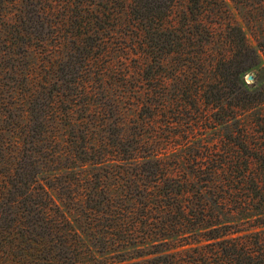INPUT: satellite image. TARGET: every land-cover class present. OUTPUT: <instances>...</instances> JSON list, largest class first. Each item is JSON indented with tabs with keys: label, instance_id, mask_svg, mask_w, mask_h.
<instances>
[{
	"label": "trees",
	"instance_id": "obj_1",
	"mask_svg": "<svg viewBox=\"0 0 264 264\" xmlns=\"http://www.w3.org/2000/svg\"><path fill=\"white\" fill-rule=\"evenodd\" d=\"M176 1L114 0L106 24L65 0L67 38L57 0H0V262L264 264V0H187L178 22Z\"/></svg>",
	"mask_w": 264,
	"mask_h": 264
},
{
	"label": "rangeland",
	"instance_id": "obj_2",
	"mask_svg": "<svg viewBox=\"0 0 264 264\" xmlns=\"http://www.w3.org/2000/svg\"><path fill=\"white\" fill-rule=\"evenodd\" d=\"M49 1L53 2L56 0H49ZM82 1L84 2V4H86V7L96 8V12L101 11L103 13V15H101V18L106 22V24H109L111 22L110 21L111 15L115 11L114 0H82ZM57 2H58V4H55V9H52L50 11L49 15L51 16V20H53L54 23L59 25V27H58L59 34H61V36H63V37H67V38H69L70 36L76 35L77 33H72L70 31V30H72L73 24L70 22V14L67 15L68 13H67L66 5H65V0H57ZM216 7H217L216 5H213L211 10L212 11H213V9L215 10ZM174 10H175V12H174L173 19H174V21L178 22L180 16L182 14H184L187 10V0H177L176 5L174 7ZM232 11L235 12V15L237 17V22L240 23V25L246 29L245 20H244L242 13L241 12L238 13V11H236L234 8L232 9ZM63 18L66 19V22L62 21ZM92 18L96 21V26H97V19L94 18V11L93 10L90 9L88 11H84L83 13H81V15L78 16V24H79L78 31H82L85 26L87 29L92 28V27H90V25L88 23V20H90ZM229 18H230V14L226 13V11H224L223 13H221V17L219 18V20L216 21L217 22V23H215V28H216L215 30L216 31H215L214 36H215L217 42H219L220 39L228 42V38L226 36H227V32H229V31H228V29L226 30L225 28L219 27L220 23H218V22H221V26H225L227 24V22L230 21ZM213 19H215V17H213ZM106 24H104V25L106 26ZM133 35H134V33H129V35H122V34L120 35L116 29L111 30L108 34L109 39H112V45L114 47L129 45V47H128L129 49L127 50L129 55L133 54L135 52L132 45L135 44L137 39ZM197 35L198 34H196V36ZM203 37L205 38V36H203ZM194 50L197 51V49H191L190 54H194ZM213 51H214V47L210 46L208 48V52L211 53ZM126 56H128V55H126ZM127 58H129V56ZM209 60H210L209 57H207L206 61H205L204 68L207 70L206 75H205L206 80L210 84L211 82L215 83L216 81H215V78L213 77L214 76V66H212L211 64L210 65L207 64V62ZM171 62H172V56L170 57V59H169V57H167L166 64L170 66ZM131 64L132 65L135 64L134 61H132ZM169 66H168V68H169ZM170 76L171 75H169L166 72V75L164 77L165 78L164 82H165V86H166L165 90H167L168 92H172V90H173L172 86H174V85L177 86L179 83L178 79H177V81H178L177 82L176 79H172V77H170ZM247 76L248 75H245L246 81H248ZM180 78L182 79L183 77L181 76ZM187 80H188V76L186 77V79L183 83H179V84L182 87L186 88ZM194 82H196V78L191 79V83H194ZM248 82H250V81H248ZM205 105L206 104H202L200 109L203 108L207 111L210 110L209 113H206V115L207 116L210 115L212 117L213 116L212 109H208V107ZM127 113L130 114V116H132L131 114L133 112L131 110H127ZM195 114H196V112H195ZM195 114L193 112V115L189 116L188 113L185 111V109L181 110L180 115L178 116V118H180L179 119L180 122H182L181 126L179 127L178 125H175V126L167 128V129L164 128V131L161 130V132L164 136V139H170V140L177 139L179 141L182 140L183 139L182 136H184V134L182 131L183 128H181V127H183V125H188L189 123H187V122H189V121H191V122L195 121L196 116H198L197 114L196 115ZM163 120L165 122V121H168L169 119L167 117H164ZM199 124H202V123L199 122ZM206 124L208 126L211 125V123H209L208 121H206ZM175 132L177 133L176 136H175ZM202 132H204L202 137H205V139H207V140H211V136L213 134H209V133L213 132V129H210L208 127L207 131H201V133ZM1 183H2V178L0 177V189H1ZM13 263H14L13 261L8 260L5 264H13ZM0 264H4V262L1 261ZM20 264H22V263H20Z\"/></svg>",
	"mask_w": 264,
	"mask_h": 264
},
{
	"label": "water",
	"instance_id": "obj_3",
	"mask_svg": "<svg viewBox=\"0 0 264 264\" xmlns=\"http://www.w3.org/2000/svg\"><path fill=\"white\" fill-rule=\"evenodd\" d=\"M253 79V75L252 74H249L248 76H247V80L248 81H251Z\"/></svg>",
	"mask_w": 264,
	"mask_h": 264
}]
</instances>
